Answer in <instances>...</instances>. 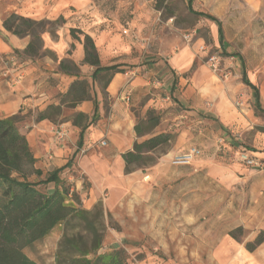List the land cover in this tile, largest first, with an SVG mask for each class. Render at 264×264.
<instances>
[{
    "label": "rangeland",
    "instance_id": "374dc122",
    "mask_svg": "<svg viewBox=\"0 0 264 264\" xmlns=\"http://www.w3.org/2000/svg\"><path fill=\"white\" fill-rule=\"evenodd\" d=\"M188 1L88 0L91 5L80 6L85 9L80 15V7L73 5L66 15L36 18L58 20L42 37L50 32L55 38L62 27L71 40L59 42L54 49L43 39L37 55L24 54L20 61L30 58L41 70L47 105H61L52 119L60 121L72 120L83 103L76 104L66 95L76 76L61 70L62 60L69 70L78 71L80 78L88 81L91 100L99 89L109 114L105 87L115 70L92 79L95 67L83 62L84 33L95 41L100 66L118 65L119 71L133 77L145 74L160 60L186 53V65L177 67L172 63L171 68L165 64L167 61L162 64L174 73L177 96L163 90L165 86L155 85L127 105L137 121L145 119L148 109L154 108L161 115L154 132H171L174 140L156 150V164L130 173L131 192L125 201L110 209L101 200L90 210L103 211L96 222L103 242L108 249H126L128 264H264V242L253 251L246 247L264 230V114L255 107L253 91L243 82L245 68L249 79L261 90L264 107V0H194L195 10L219 19L223 41L217 22L193 14ZM0 3L7 9L5 19L13 13L9 9L15 4L10 0ZM71 27L82 31L78 32L81 40L71 36ZM213 56L218 61L216 67ZM135 68L140 70L133 75ZM164 78L158 81L163 83ZM38 115L18 113L19 130H30ZM179 135L189 138L188 146L201 150L190 165L171 164ZM70 137L68 131L66 146H73ZM31 141L34 155L38 149L46 153L49 139ZM240 148L251 149L255 165L239 158ZM43 160L39 157L35 163L43 175L30 174L31 181L46 177L57 167L47 166ZM73 174L79 178L77 170ZM61 176L72 193L69 200L77 194V206L84 207L87 181H83V189L77 190L74 180L63 173ZM41 188L52 191L54 184ZM85 225L84 220L71 218L25 251L38 264H59L56 255L60 249L62 264H69L73 250L60 244L65 235H83L89 242L92 232ZM239 227L242 230L234 238L230 233ZM60 231L65 235L57 241Z\"/></svg>",
    "mask_w": 264,
    "mask_h": 264
},
{
    "label": "trees",
    "instance_id": "16d2710c",
    "mask_svg": "<svg viewBox=\"0 0 264 264\" xmlns=\"http://www.w3.org/2000/svg\"><path fill=\"white\" fill-rule=\"evenodd\" d=\"M193 1H188L189 10L195 15L204 16L217 22L218 32L221 41H223L224 32L219 19L212 14L195 10ZM57 21L35 19L13 12L5 17L3 26L7 31L18 36H29L30 40L24 54L35 56L38 54L39 47L43 45L42 33ZM78 32L82 31L77 27L70 28L71 36L81 40ZM83 44L85 52L83 62L95 67L92 73L93 80L103 71H119L118 65L100 66L98 50L89 33H84ZM75 66L78 69L77 65ZM60 68L68 75L76 76L66 95L72 97L76 104L91 100L88 81L80 78L78 71L69 70L70 67L65 60L60 62ZM243 81L252 88L255 107L264 114L259 87L249 79L245 68L243 69ZM60 110L61 105H47L44 110L39 112L37 120L49 119L57 122L52 119V115L59 113ZM95 119V114L90 121L87 113L79 111L71 120L73 125L80 128L77 143L79 148L83 145L85 131ZM160 121L161 115L156 113L154 108L148 109L145 119L137 121L135 125L137 134L147 137L142 141H135L133 149L123 154L127 174L138 168L145 169L156 164V150L161 146L169 145L174 140L175 136L171 132H154ZM17 123L18 114L7 118L0 117V264H38L28 257L24 249L34 246L56 226L68 224L71 218L84 220L86 228L92 232V238L88 242L83 235L68 236L63 234L65 236L60 246L69 247L74 253L69 264H128L129 257L126 249H103L104 236L96 226L103 211L78 207L79 197L77 194H75V198L71 197L69 200L72 193L67 186L68 183L61 176L68 163L48 172L44 178L35 181L28 178L30 174L41 177L43 171L35 166L37 158L27 136L19 130ZM50 184H54L52 191H45L41 188V186ZM241 230L242 228L239 227L232 230L230 234L237 238V233ZM263 242L264 230H261L256 239L248 242L246 247L253 251ZM60 258L61 250L59 249L57 259L59 264L64 263Z\"/></svg>",
    "mask_w": 264,
    "mask_h": 264
},
{
    "label": "crops",
    "instance_id": "0c3cea01",
    "mask_svg": "<svg viewBox=\"0 0 264 264\" xmlns=\"http://www.w3.org/2000/svg\"><path fill=\"white\" fill-rule=\"evenodd\" d=\"M10 2L15 4L13 9H9L10 11L35 19H53L66 15L73 5L75 7L83 6V8L91 5L88 0H10ZM83 8H78V15L85 10ZM6 12L7 9L0 3L1 118H7L18 113H37L47 107L46 86L44 79H41V70L32 64V59L30 58L20 61L30 37H21L5 29L3 19ZM55 34V38L50 32H47L43 37L46 45L51 48L57 49L61 42L65 44L71 40L66 29L62 27ZM4 55H13L14 61L1 60ZM188 60L186 53L182 52L169 60L158 61L155 63L156 66L148 68L145 74L135 75L134 77L129 72L103 71L102 73L113 72L110 74V82L105 87V93L110 99L109 114H106L104 110L99 89L96 90L93 100L84 101L79 105V111L89 114L90 121H92L93 115H96V119L91 122L85 131L81 148L77 145L79 128L73 125L71 120H60L57 122L49 119L34 120L31 129L24 132L30 145H34L32 141V143L30 142L31 139L34 142L36 140L42 142L49 139L46 144V153L43 154L44 151L38 149V153L35 156L37 158L43 156L45 165L56 164V168L65 166L68 163L62 173L63 176H68L69 180L75 181L77 190L83 189V181H87L86 196L83 199L85 208L91 209L96 203L104 200L111 209L125 201L131 192V175L125 171L126 164L123 154L133 149L135 141H142L147 137L137 134L135 129L137 118L127 105L131 100L134 103L142 93L149 92V89L155 85L165 86L163 90H167L173 96H177L178 88L175 83L174 73L173 71L169 73V70H165L162 64L167 61L168 63L165 64L171 66V68H173L172 63L177 67H181L188 64ZM136 69L140 70L139 68ZM163 75H165V78L163 83H161L158 79ZM125 86L129 88V100H126L122 94ZM259 91L261 100L260 88ZM59 127L65 128L70 132V140L73 146H66L64 142L56 141L54 129ZM188 139L187 136L182 135L177 137L172 157L194 146H188ZM102 141H105L106 144L102 145ZM241 150L252 153L251 149L246 148H240L237 152ZM70 170H73V173L77 170L79 178L75 177L73 173L68 174ZM104 194L106 196H103ZM56 228L57 226L46 237L52 234ZM62 234L63 232L60 231L57 241L60 240ZM40 241L35 243L34 246ZM27 248L24 249L25 253ZM103 249H108L107 243H104ZM26 254L29 258L36 261L28 253Z\"/></svg>",
    "mask_w": 264,
    "mask_h": 264
},
{
    "label": "built area",
    "instance_id": "2783aa9c",
    "mask_svg": "<svg viewBox=\"0 0 264 264\" xmlns=\"http://www.w3.org/2000/svg\"><path fill=\"white\" fill-rule=\"evenodd\" d=\"M1 60L3 61H14V57L13 55H4L1 57ZM211 60H213V66H217L218 65V61L217 58L215 56H213L211 58ZM137 69H133L131 71V73L133 75H135L137 73ZM124 92L122 93L124 98L126 100H129V88L127 86L124 87ZM54 133H55V139L57 142H64L66 137L68 136V131L65 128L59 127L54 129ZM102 145H105L106 142L102 141L101 142ZM201 154V150L198 146H191L189 149L182 151L176 155H174L172 157L171 160V164L175 165V166H186V165H190L192 164L195 159ZM238 156L239 158L246 162L249 165H255L256 164V160L254 159V157L251 155V153L241 150L238 152Z\"/></svg>",
    "mask_w": 264,
    "mask_h": 264
}]
</instances>
